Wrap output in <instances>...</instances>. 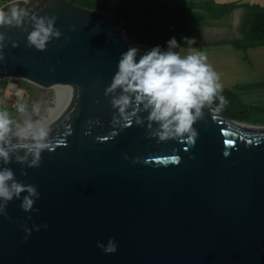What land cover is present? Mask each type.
<instances>
[{
  "label": "water",
  "instance_id": "1",
  "mask_svg": "<svg viewBox=\"0 0 264 264\" xmlns=\"http://www.w3.org/2000/svg\"><path fill=\"white\" fill-rule=\"evenodd\" d=\"M40 7L39 14L57 16L64 35L38 51L26 33L7 29L18 47L5 49L0 80L42 86L34 119L53 136L72 132L26 177L19 164L9 165L41 195L30 220L18 200L9 202L8 218L0 216V264H264V129L208 127L205 110L194 143L147 138L135 125L110 136L113 109L103 93L131 46L127 26L115 13L70 0H41ZM96 119L101 124L84 135ZM25 221L48 227L24 240ZM109 237L118 248L106 254L97 241Z\"/></svg>",
  "mask_w": 264,
  "mask_h": 264
},
{
  "label": "clouds",
  "instance_id": "2",
  "mask_svg": "<svg viewBox=\"0 0 264 264\" xmlns=\"http://www.w3.org/2000/svg\"><path fill=\"white\" fill-rule=\"evenodd\" d=\"M41 0H11L0 7V64H6L5 49L18 47V41L6 36V30L17 28L26 33V44L30 48L44 51L53 40L61 38L63 32L56 25L55 14H39ZM72 25L70 31H75ZM67 40L68 38L65 37ZM189 45L190 38H184ZM52 71L53 69H49ZM10 89L16 100L13 116L7 107H0V216L8 218L7 206L13 200L29 213L39 211L35 207L40 198L38 186L18 179L9 166H21V175L27 176L26 169L39 167L44 151H52L57 145H66V136L71 135L69 126L64 137L52 135V127L34 114L41 112V105H31L23 99L24 90L9 80ZM223 84L220 74L208 62L205 53L195 47L182 49L175 36L166 41V47L157 44L145 49L131 45L122 51L117 59L110 83L104 88V97L109 99L113 109L111 124L115 136L117 130L135 125L145 129L147 138L158 141L175 140L194 143L199 136L194 126L202 120L205 109L218 113L227 104L222 95ZM84 135H89L93 124L100 125L99 119L88 122ZM223 131V130H222ZM106 140L107 136H97ZM226 140L225 144H231ZM227 155V153H225ZM127 158V154H125ZM165 160L178 162L179 156H168ZM28 239L33 229L47 228L48 224H33L27 221L20 225ZM97 247L106 254L115 253L118 243L115 237L107 242L97 241Z\"/></svg>",
  "mask_w": 264,
  "mask_h": 264
},
{
  "label": "rangeland",
  "instance_id": "3",
  "mask_svg": "<svg viewBox=\"0 0 264 264\" xmlns=\"http://www.w3.org/2000/svg\"><path fill=\"white\" fill-rule=\"evenodd\" d=\"M103 1H105L108 7L113 9L117 4L129 5L134 0ZM261 1L263 2L264 0ZM10 2L8 0H0V7ZM189 2L191 3H187L196 7H202L206 3L212 6V15L206 17V26L201 28L198 36L205 28L227 29L233 33L231 38L219 39L218 37L210 38L205 36L198 39L197 43H195V48L205 53L208 62L220 74L223 89L228 90L222 93L228 102L219 112L220 115L227 120L252 126L254 129H264V62L254 64L252 53L237 52L231 45V43L242 39L240 28L243 8L232 7L229 10L227 8L231 4H240L242 0H189ZM225 9L226 13L222 14ZM237 10H240V12H237ZM139 46L142 49L146 48L145 46ZM258 49L257 51L264 50L263 47ZM255 57L260 61H264V51ZM9 80L14 81L24 90L23 99L29 105L39 101L42 94V86L22 79L0 80V107H7L10 114L17 116L15 104L18 98L8 89ZM234 97H237L239 101L234 100ZM205 119L208 121V127L214 123H218V125H214L213 127L220 130H249L224 126L222 123L217 122V120H213V116L210 114L209 116H205Z\"/></svg>",
  "mask_w": 264,
  "mask_h": 264
},
{
  "label": "trees",
  "instance_id": "4",
  "mask_svg": "<svg viewBox=\"0 0 264 264\" xmlns=\"http://www.w3.org/2000/svg\"><path fill=\"white\" fill-rule=\"evenodd\" d=\"M70 1L95 11L115 13L127 26V40L146 48L157 44L166 47V41L172 36L176 37L182 48L196 47L195 39L201 28L206 26V17L212 15L211 4L196 7L186 0H134L129 5L117 4L113 9L103 0ZM232 7L243 8L240 28L242 39L231 43L234 50L247 52L264 47V6L240 3L231 4L227 9ZM225 13L226 9L222 14ZM185 37L192 40L191 45L184 40ZM226 91L223 89L222 93ZM234 100L239 101L237 97Z\"/></svg>",
  "mask_w": 264,
  "mask_h": 264
},
{
  "label": "bare ground",
  "instance_id": "5",
  "mask_svg": "<svg viewBox=\"0 0 264 264\" xmlns=\"http://www.w3.org/2000/svg\"><path fill=\"white\" fill-rule=\"evenodd\" d=\"M233 33H231L229 30L227 29H210V28H205L203 29L202 33L200 34L201 36L199 37L202 38V37H205V36H208V37H218L219 39L220 38H231ZM207 111L208 114H210L211 116H213V113H211L210 111H208L207 109H205ZM216 115V119L217 122L219 123H222V125L224 126H229V127H232V128H244V129H254V127L252 126H248V125H242V124H239L237 122H233L231 120H227L225 118H223L222 115H220V113H214ZM258 129V128H256Z\"/></svg>",
  "mask_w": 264,
  "mask_h": 264
},
{
  "label": "crops",
  "instance_id": "6",
  "mask_svg": "<svg viewBox=\"0 0 264 264\" xmlns=\"http://www.w3.org/2000/svg\"><path fill=\"white\" fill-rule=\"evenodd\" d=\"M188 3H191V2H189V0H186ZM224 1H226V0H224ZM241 3H245V4H251V5H254V4H256V5H260V6H264V1L262 2L261 0H242V2ZM194 4H197V3H194ZM200 37V36H199ZM264 48V47H263ZM257 50H259V49H256V50H249V51H247L248 53H252V57H253V63L254 64H261V62H264V61H260V60H258L257 59V57H255L256 55H259L261 52H263V51H257ZM250 51H254V52H250Z\"/></svg>",
  "mask_w": 264,
  "mask_h": 264
},
{
  "label": "built area",
  "instance_id": "7",
  "mask_svg": "<svg viewBox=\"0 0 264 264\" xmlns=\"http://www.w3.org/2000/svg\"><path fill=\"white\" fill-rule=\"evenodd\" d=\"M6 5V4H5ZM1 7H3V6H1Z\"/></svg>",
  "mask_w": 264,
  "mask_h": 264
}]
</instances>
